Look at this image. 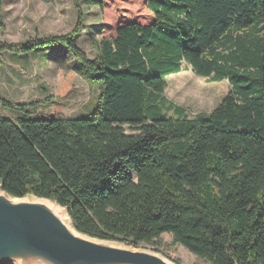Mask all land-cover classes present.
Here are the masks:
<instances>
[{"label": "trees", "instance_id": "16d2710c", "mask_svg": "<svg viewBox=\"0 0 264 264\" xmlns=\"http://www.w3.org/2000/svg\"><path fill=\"white\" fill-rule=\"evenodd\" d=\"M111 1L73 0L68 33L0 40V52L63 45L76 59L43 105L0 98L16 113H0V184L67 208L94 238L140 247L167 233L210 264H264V0H143L146 13L116 10L108 26ZM82 32L101 35L95 57ZM184 63L229 82L211 112L190 117L163 96ZM76 75L102 81L98 107L61 118Z\"/></svg>", "mask_w": 264, "mask_h": 264}, {"label": "rangeland", "instance_id": "374dc122", "mask_svg": "<svg viewBox=\"0 0 264 264\" xmlns=\"http://www.w3.org/2000/svg\"><path fill=\"white\" fill-rule=\"evenodd\" d=\"M116 10L130 11L133 15L147 12L143 0L111 1L106 13L108 26L114 22L113 14ZM1 15L4 27L0 40L9 44L36 36L68 33L76 20L73 0H3ZM166 29L163 26L157 27L152 39H158ZM100 36L95 34L90 39L87 33L82 32L76 35L75 41L90 57H95L96 47L91 40H98ZM17 56L20 62L29 64L23 68L21 65L24 64H17L8 52H0V98L27 104L39 101L43 105L42 100L57 89L67 69L76 61L63 45L37 49L29 52L26 57ZM166 82L163 96L167 102L183 107L190 117L214 110L230 89L227 80L213 82L200 77L185 63L183 70L167 76ZM101 87L100 80H87L76 75L74 90L61 118L91 117L98 107ZM48 109L46 105L40 106L37 109L39 113L32 117H47ZM0 113L10 118L16 116L14 110L3 107L1 103ZM169 115H173V112H169ZM126 128L133 131L127 126ZM160 241L161 245L142 244L140 247L161 253L172 262L176 263L175 260H178L177 264H210L182 245L172 244L171 235L167 233L161 236Z\"/></svg>", "mask_w": 264, "mask_h": 264}, {"label": "water", "instance_id": "95a60500", "mask_svg": "<svg viewBox=\"0 0 264 264\" xmlns=\"http://www.w3.org/2000/svg\"><path fill=\"white\" fill-rule=\"evenodd\" d=\"M59 204L0 184V264H177L156 251L78 231ZM60 206V205H59Z\"/></svg>", "mask_w": 264, "mask_h": 264}, {"label": "crops", "instance_id": "0c3cea01", "mask_svg": "<svg viewBox=\"0 0 264 264\" xmlns=\"http://www.w3.org/2000/svg\"><path fill=\"white\" fill-rule=\"evenodd\" d=\"M5 52H8L9 53V56L11 57V59L13 60V61H15L17 64H19L20 65V63H22V62H20V60L18 59V58H16V55L13 53V52H11V51H5ZM15 56V57H14ZM27 56V54H24V57H26ZM17 57H20V56H17ZM22 64H24L23 66L21 65V67H25V66H27L29 63L28 62H23Z\"/></svg>", "mask_w": 264, "mask_h": 264}, {"label": "bare ground", "instance_id": "6f19581e", "mask_svg": "<svg viewBox=\"0 0 264 264\" xmlns=\"http://www.w3.org/2000/svg\"><path fill=\"white\" fill-rule=\"evenodd\" d=\"M56 208H57V210L58 211H60L62 214H63V216L67 219V215H66V211L61 207V206H57L56 205Z\"/></svg>", "mask_w": 264, "mask_h": 264}]
</instances>
